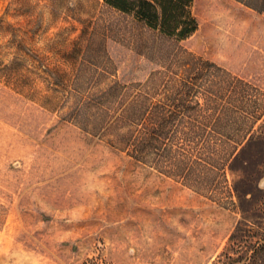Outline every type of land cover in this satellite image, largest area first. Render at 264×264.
<instances>
[{
  "label": "rangeland",
  "instance_id": "obj_1",
  "mask_svg": "<svg viewBox=\"0 0 264 264\" xmlns=\"http://www.w3.org/2000/svg\"><path fill=\"white\" fill-rule=\"evenodd\" d=\"M103 2L0 0V264H213L239 216L232 174L197 191L107 143L82 104L93 73L154 67ZM192 12L183 46L264 92V14L236 0Z\"/></svg>",
  "mask_w": 264,
  "mask_h": 264
},
{
  "label": "trees",
  "instance_id": "obj_2",
  "mask_svg": "<svg viewBox=\"0 0 264 264\" xmlns=\"http://www.w3.org/2000/svg\"><path fill=\"white\" fill-rule=\"evenodd\" d=\"M103 1L127 17L121 36L154 67L143 81L106 69L88 78L82 104L94 107L97 133L200 192L216 186L212 173L232 174L239 216L213 264H264V92L183 46L198 27L193 0ZM236 1L264 14V0Z\"/></svg>",
  "mask_w": 264,
  "mask_h": 264
}]
</instances>
